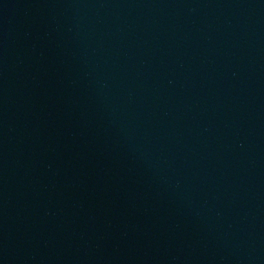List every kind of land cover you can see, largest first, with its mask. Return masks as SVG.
<instances>
[{
	"label": "water",
	"instance_id": "95a60500",
	"mask_svg": "<svg viewBox=\"0 0 264 264\" xmlns=\"http://www.w3.org/2000/svg\"><path fill=\"white\" fill-rule=\"evenodd\" d=\"M0 264H264V0H0Z\"/></svg>",
	"mask_w": 264,
	"mask_h": 264
}]
</instances>
